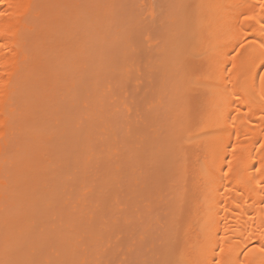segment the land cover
Instances as JSON below:
<instances>
[{"label":"bare ground","instance_id":"obj_1","mask_svg":"<svg viewBox=\"0 0 264 264\" xmlns=\"http://www.w3.org/2000/svg\"><path fill=\"white\" fill-rule=\"evenodd\" d=\"M177 2L162 16L168 36L154 52L163 57L149 66H160V82L146 122L111 93L140 46L132 25L119 24L118 0H0V264H111L125 243L113 236L118 218L131 240L139 233L137 249L149 243L131 261L123 255L131 264H264V9L261 0ZM113 45L121 68L105 53ZM79 88L91 98L86 125L64 120L62 103L78 109ZM105 97L123 98L133 124ZM91 165L101 174L96 189L90 182L96 204L85 211L79 196L66 206ZM104 237L113 246L99 261L93 242Z\"/></svg>","mask_w":264,"mask_h":264},{"label":"rangeland","instance_id":"obj_2","mask_svg":"<svg viewBox=\"0 0 264 264\" xmlns=\"http://www.w3.org/2000/svg\"><path fill=\"white\" fill-rule=\"evenodd\" d=\"M128 1V0H127ZM126 0H122V1H120V0H118V11H119V9L121 10L122 8L124 9H122L121 11H119L120 13H118V11H117V15L116 16H120L121 17V20H122V23H119V24H124L123 25V27L126 25L127 26V28H129L131 25V27H130V29H132L131 31H130V35H133L134 34V36L135 35H140V37H137V39L138 40H136V41H134L133 43H134V45H135V43L137 44V45H140V46H137V48L136 49H134V47H133V49L136 51L137 49H138V53L136 52V54L138 55L137 57L134 55L135 53H132V55L131 54H129V57H130V59H129V57H128V59L126 58V56H125V58L127 59V61L129 60L130 61V64L132 63V65H133V67H132V65H127V66H123V68H122V72H121V70L120 69H118V70H120V73H127V72H129L128 74H127V77H126V79L125 80H123V78H122V82H121V87H123L124 89H122L121 87H119V88H117L116 86L118 85V84H114V83H111V86L114 88H112V90H111V93H113L112 91L113 90H115V93H113V95L114 94H116L115 95V98H116V96L119 98L120 96L121 97H124V99L122 100V99H116V100H113V101H115L114 102V105L116 106V102H117V100L119 101V100H122V102L124 101V104H126V106H130L131 104H132V106L131 107H129L130 108V111L131 112H129L130 114H133L134 115V117L136 118V120L137 119H139L140 118V121L141 120H143V121H146L147 122V113L145 112V113H143V110H144V107H143V105L145 106H147V104H150V101H153V100H149V99H152L153 98V96L154 95H156L155 94V92H156V90L155 89H157V87H158V85H159V82H160V80L158 79V78H160L159 77V69H160V66H158L159 67V69H158V73L156 72V67H154V65H155V61L154 60H156L155 58H158L157 57V55L159 56H161V53L159 54V52H158V54L156 55L155 54V50L154 49H156V48H158V47H160V45L162 44L161 42H164L165 44H166V39H165V36H164V33L165 32H167V28H165V27H168V22H169V18L166 20V18H164V17H162V16H164L165 14V11H170L169 10V6L171 7V5H172V2H173V6L171 7V13H173V11H174V8L176 9V8H178L179 7V5H178V7H174V3L176 2L177 4H178V2H177V0H129L128 2H127ZM159 1V2H158ZM180 1V0H179ZM187 2L189 1L190 2V0H186ZM136 2V3H135ZM148 2V3H147ZM163 2V3H162ZM183 2H185V0H182V3ZM126 3H127V5H126ZM132 3H134V4H132ZM175 3V4H176ZM136 4H137V6H136ZM146 4H148L147 6H146ZM152 4H154V5H152ZM176 4V5H177ZM120 5V6H119ZM157 7H156V6ZM130 6H131V9H130ZM168 6V7H167ZM127 8V9H126ZM132 8H133V11H132ZM154 8V9H153ZM173 8V9H172ZM167 9V10H166ZM156 10V11H155ZM160 10V11H159ZM167 11V12H168ZM122 12H124V14L122 13ZM147 12V13H146ZM153 12V13H152ZM158 12V13H157ZM166 12V13H167ZM137 13V14H136ZM171 13H169L168 14V17H169V15L171 14ZM133 14H134V16H133ZM156 14V15H155ZM133 17H132V16ZM161 15V16H160ZM125 16V17H124ZM141 18H139V17ZM151 16L152 17H154V18H151ZM158 16H160L159 18H158ZM166 16V15H165ZM131 17V18H130ZM138 17V18H137ZM128 18V19H127ZM163 18L165 19L164 21H163ZM136 19V20H135ZM140 19V20H139ZM138 20V21H137ZM119 20H117V22H118ZM128 21V22H127ZM148 21V22H147ZM165 21H166V23H165ZM168 21V22H167ZM119 22H121V21H119ZM125 22V23H124ZM131 22H133V23H131ZM137 22V23H136ZM155 22V23H154ZM159 22V23H158ZM160 22H162V23H160ZM127 23V24H126ZM134 23H135V25H134ZM145 23V24H144ZM131 24V25H130ZM136 24H137V26H136ZM157 24V25H156ZM158 24H161V26L160 25H158ZM167 24V25H166ZM128 25H130L129 27H128ZM141 25V26H140ZM151 25H153L152 27H150ZM164 26V27H163ZM116 27L117 28H119V25H118V23H116ZM133 27H138L137 29H135V28H133ZM155 27V28H154ZM121 28V27H120ZM125 28L126 27H124L123 28V31L125 30ZM140 28V29H139ZM142 29V30H141ZM152 29H155V30H152ZM141 30V31H140ZM150 30V31H149ZM166 30V31H165ZM127 31V30H126ZM129 31H128V33H129ZM157 31V32H156ZM165 31V32H164ZM169 31V30H168ZM140 32V33H139ZM127 33V32H126ZM159 34H161V35H159ZM157 35V36H156ZM165 35H167L166 33H165ZM133 36V37H134ZM168 36V35H167ZM167 36H166V38H167ZM132 37V38H133ZM152 37V38H151ZM158 37H159V40H158ZM155 38H157V40L155 39ZM134 39H136V38H134ZM152 39H155V40H153L152 41ZM161 39V40H160ZM165 39V40H164ZM164 40V41H163ZM133 40H131L130 42H132ZM138 41V42H137ZM139 43V44H138ZM159 43V44H158ZM161 43V44H160ZM115 44V43H114ZM155 44H156V46H155ZM164 44V45H165ZM141 45H143L144 47H142ZM148 45H152V46H149L148 47ZM157 45H158V47H157ZM115 46V49L113 48ZM130 43H129V45H128V47L127 48H129V50H130ZM133 46V45H132ZM132 46H131V48H132ZM155 46V47H154ZM108 47L109 48H111V50L112 51H106V49H104V51H106L105 53H107L108 55H109V53L110 52H113L112 54H114V53H116V55L117 54H119L118 56H120V50L118 49V47L116 48V45H113L112 47L111 46H107V47H104V48H107L108 49ZM142 47V48H141ZM147 47V48H146ZM151 47V48H150ZM161 47H162V45H161ZM150 48V49H149ZM113 49L116 51V49L118 50V51H116V52H114L113 51ZM141 49V50H140ZM144 49V50H143ZM147 49V50H146ZM158 50V49H157ZM157 50H156V52H157ZM161 50V49H160ZM160 50H158V51H160ZM120 51V52H119ZM127 51V50H126ZM146 51V52H145ZM150 51V55H148V52ZM119 52V53H118ZM130 52H132V51H130ZM127 53H129V51L127 52ZM106 54V55H107ZM111 54V53H110ZM127 55V54H126ZM131 55V56H130ZM112 57V55H109V57ZM135 56V57H134ZM113 60L115 61L116 60V58H117V60H116V62L114 63L116 66H118V67H120L121 66V61L122 60H120V58L119 57H115V54L113 55ZM140 57V58H139ZM163 57V56H162ZM161 57V58H162ZM119 58V59H118ZM133 59V61H131L132 59ZM135 58H137V59H135ZM147 58V59H146ZM150 58V59H149ZM161 58H158V59H160L161 60ZM125 59V60H126ZM152 60L153 59V61H150V62H153L154 64L152 65V64H150L149 63V60ZM124 60V59H123ZM124 60V61H125ZM127 61H125V63H127ZM129 61H128V63H129ZM159 60H157V62H158ZM119 62V63H118ZM123 62V61H122ZM138 62V63H137ZM156 62V63H157ZM120 64V65H119ZM150 64V65H149ZM145 65V66H144ZM140 66V67H139ZM149 66H153L154 68H152V67H150V68H152V69H154L155 71H151L150 72V68H149ZM156 66H157V64H156ZM139 67V68H138ZM121 68V67H120ZM133 68V70L131 71V69ZM139 69V70H138ZM115 71V70H114ZM126 71V72H125ZM146 71V72H145ZM118 72V71H117ZM134 72H136L135 74H134ZM155 72V73H154ZM148 73V74H147ZM154 73V74H153ZM115 74V73H114ZM113 73H110L109 75H113V77L112 76H110V77H112V79L116 82V81H118L117 80V76H119V75H117V73H116V75H114ZM122 74V75H123ZM139 74V75H138ZM125 75V74H124ZM123 75V76H124ZM129 75V76H128ZM132 75V76H131ZM136 75L138 76V77H136ZM147 75H148V79H147ZM114 77H115V79H114ZM141 77V78H140ZM145 77H146V79L147 80H149V81H146V79H145ZM109 78V77H108ZM132 78V79H131ZM111 78L110 79H108V81L110 80L111 82L113 81ZM134 79V80H133ZM140 79V80H139ZM110 81H109V83L108 84H110ZM138 82V83H136V82ZM152 81V82H151ZM117 83V82H116ZM123 83V84H122ZM131 83V84H130ZM140 83V84H139ZM150 85H149V84ZM156 83L158 84V85H156ZM139 86H138V85ZM152 85V86H151ZM111 86H110V89H111ZM119 86V85H118ZM150 86V87H149ZM156 86V87H155ZM147 89H146V88ZM104 88V91L106 90V94L108 93V91H107V87H103ZM121 88V93H120V91H117V90H119ZM152 88V90H151V92H150V89ZM81 88H79V95H80V92L84 95H81V97H79L80 99H83V100H79L80 101V103L79 104H77V105H79V106H77L78 107V109H76V110H74L75 108H73L72 109V106H70V104L68 105V103L66 102V104H64V103H62V107L64 106V108H65V106H66V108H65V110H66V113H65V115H64V120H65V118L67 119L66 121L67 122H69L70 121V123H72L73 125L76 123L75 122V120L78 118V121L80 122V123H82L81 121H80V119H85L83 116H86V114L85 113H87V111H89V108H90V105H91V102L89 101L91 98L89 97V99H85L84 97H86L85 96V94H87V92H82L81 90H80ZM125 89H126V91H125ZM135 89H137V91L135 90ZM143 89V90H142ZM146 89V90H145ZM89 90V89H88ZM87 90V91H88ZM122 90H124V91H122ZM139 90V91H138ZM145 90V91H144ZM146 91H148L147 92V94H146ZM120 94H119V93ZM125 92H126V94H125ZM135 92V93H134ZM136 92H137V94H136ZM150 92V93H149ZM118 93V94H117ZM154 93V94H153ZM88 94H89V92H88ZM129 94V95H128ZM135 94V95H134ZM141 94H143V95H141ZM151 94V95H150ZM113 95H109V93L107 94V96L109 97H111V96H113ZM119 95V96H118ZM122 95H124V96H122ZM132 97H131V96ZM134 95V96H133ZM150 95V96H149ZM153 95V96H152ZM128 96H130V97H128ZM140 96V97H139ZM108 97H105L104 98V100L103 101H105V103H106V106H107V108H111V105H112V107H114L113 106V104H110V102L109 101H112V99H114V97H111V98H108ZM128 97V98H127ZM148 97H150V98H148ZM131 100H130V99ZM134 98V99H133ZM139 98V99H138ZM143 98V99H142ZM138 99V100H137ZM142 99V100H141ZM145 99V100H144ZM146 99H148V100H146ZM128 100V101H127ZM155 100V99H154ZM87 101V102H86ZM113 101H112V103H113ZM130 101V102H129ZM138 101V102H137ZM144 101H146V102H144ZM122 102H118V104H119V106L121 105H124V104H120V103H122ZM126 102V103H125ZM142 102H144V103H142ZM148 102V103H147ZM84 103V104H83ZM140 103H142V104H140ZM86 104L88 105L87 107H86ZM129 104V105H128ZM118 106V107H119ZM120 106V110H121V112H122V114H120V112L118 113V115H122L123 117L122 118H129L130 120H129V123H131V120H133V119H135V118H133L132 116L133 115H129V116H127V112H126V110L124 109V108H122ZM145 106V107H146ZM69 107H70V109H69ZM75 107V106H74ZM76 107V108H77ZM83 107H85V108H88V109H85L86 110V112H83V110H82V112H80L81 111V109L83 108ZM134 109H133V108ZM135 107H136V109H135ZM141 107V108H140ZM132 108V109H131ZM147 108V107H146ZM63 109V108H62ZM68 109V110H67ZM116 109V107H114L113 109H110L111 111H114ZM139 109V110H138ZM78 110V111H77ZM84 110V111H85ZM109 110V111H110ZM136 110V111H135ZM140 112V115H139V112ZM132 111H134V112H132ZM145 111H146V109H145ZM74 112V113H73ZM137 113V115L138 116H140L139 118H137V116L134 114V113ZM141 112L143 113V115L141 114ZM69 113V114H68ZM73 113V114H72ZM77 113V114H76ZM82 113V114H81ZM71 114V115H70ZM81 116H80V115ZM79 115V116H78ZM67 116V117H66ZM77 116V117H76ZM125 116V117H124ZM73 117H75V120H73L72 118ZM142 118V119H141ZM149 118V117H148ZM126 119V120H127ZM69 120V121H68ZM135 120V123H137V121H139V120H137L136 121ZM85 121V122H84ZM83 121V125H86L87 124V122H86V119ZM47 122V121H46ZM53 122V121H52ZM74 122V123H73ZM134 122V121H133ZM133 122L131 123V124H133ZM146 122H145V124H146ZM50 123L51 122H49V123H47V124H49L50 125ZM84 123H86V124H84ZM129 123H128V125H129ZM139 123L141 124H143V122H138L137 123V125L139 126ZM46 124V123H45ZM46 124V125H47ZM52 124H54V123H52ZM82 125V126H83ZM144 125V124H143ZM52 126V125H51ZM51 126H48L47 128L48 129H50V127ZM133 126V125H132ZM53 127H54V125H53ZM52 127V129H54ZM140 127H142V125H140ZM83 128V127H82ZM134 128H135V124H134ZM152 128V127H151ZM50 131V130H49ZM146 131H148V127H147V129H146ZM149 132V131H148ZM102 133V132H101ZM96 134H99V135H96ZM96 134H94V135H96V136H94L93 137V141L95 140V142H93V144H100L101 143V138H102V136L103 135H101L100 134V129H99V132L97 131V133ZM100 135H101V138H100ZM100 138V139H99ZM55 141V140H54ZM67 143H69V142H67ZM97 147V146H96ZM98 148H99V145H98ZM54 150H52V153L55 155V152H53ZM49 152V151H48ZM51 153V154H52ZM50 154V155H51ZM57 155V154H56ZM78 155V154H77ZM77 155H75V156H77ZM53 156V155H52ZM52 156L50 157V158H52ZM74 156V155H73ZM56 157V156H55ZM49 158V159H50ZM52 159H54V157L52 158ZM51 159V160H52ZM70 159H73V160H79L78 159V157L77 158H74V157H71ZM98 159V158H97ZM73 160H71L70 162H69V164L71 165V167H72V165H76V163L78 162V164H79V162L80 161H77L76 162V160L74 161V164H73ZM96 160V159H95ZM94 160V162H98V161H95ZM52 162H53V160H52ZM91 162H93V160L91 161ZM93 165H96L95 163H92ZM53 165V164H52ZM78 166V165H77ZM77 166H75L74 167V169H77ZM97 166L99 167L100 165L99 164H97ZM91 167V169L90 168H88L87 170H89L88 172L91 174V176L93 175V173L96 175V172L97 171H95V169L94 168H97L96 166L94 167V168H92V165L90 166ZM92 169H93V171H92ZM97 169H100V168H97ZM96 169V170H97ZM98 171H100V170H98ZM93 172V173H92ZM101 172V171H100ZM90 174H88L87 173V175H89L88 177L90 178L91 176H90ZM95 175H93V177L92 178H86L85 177V182H88L87 184L86 183H84L83 185H84V187L83 188H81V193L74 199V197L73 198H71V201H73V203H71V201L69 200V205H66V206H72V205H74V204H76V200L79 198V196H80V198L79 199H81V198H83L84 197V201L82 200L81 201V204L83 205V206H85L86 208H85V211H87V210H89L90 209V207H87V206H90L91 205V202L94 200V204H96V201H95V199L97 198V197H95V196H97V195H95L96 193L95 192H93V190L95 191V189L97 188V187H95L96 185L98 186L99 185V183L100 182H98L97 180H99L100 181V175H98V172H97V175H96V177H95ZM98 176V177H97ZM100 177V178H99ZM95 178V179H94ZM88 179V180H87ZM93 179V180H92ZM87 180V181H86ZM59 181H62V180H59ZM58 181V182H59ZM90 182H92L91 183V185L93 184V183H97L96 185L95 184H93V186L95 187V189L90 185ZM54 183H55V181H54ZM91 189V190H90ZM89 192V194H86V193H88ZM94 194H93V193ZM68 194H67V196H70V193L71 192H67ZM92 193V195L90 196V194ZM86 194V195H85ZM66 196V197H67ZM71 196H72V193H71ZM86 197V198H85ZM92 197V198H91ZM142 197H145L146 198V200L144 199L143 201H141L143 198H140V203H137V207L138 208H141L142 206H144L143 208L145 209L146 207H147V205H148V203H149V200H148V198H147V196L146 195H144V196H142ZM73 199V200H72ZM87 199V200H86ZM75 200V201H74ZM151 200H153V198L151 199ZM68 201V200H67ZM85 201H86V203H85ZM88 202V203H87ZM92 203V205H94ZM122 203H123V201H122ZM85 204H87V205H85ZM124 204H125V206H126V203L124 202ZM140 204H141V206H140ZM144 204V205H143ZM120 205H121V203H120ZM122 206V205H121ZM124 206V205H123ZM124 206V207H125ZM79 207V206H78ZM77 207V208H78ZM92 207V206H91ZM119 207V206H118ZM135 207V206H134ZM137 207H135V208H137ZM89 208V209H88ZM119 208H121V207H119ZM118 208V209H119ZM119 213V212H118ZM117 213V215L119 216V214ZM91 214V213H90ZM117 215H115V217H118ZM120 217V216H119ZM103 219H104V217H103ZM106 219V218H105ZM120 221V222H119ZM117 222L119 223V227L117 226V233H113V236L114 235H117V239H118V241L120 240V242L121 241H124L125 243V245L124 244H120V245H118V246H121V248H119L120 249V251L121 252H119L118 250L119 249H117L116 250V252H114L115 254L116 253H118V254H116V258L118 257V260L119 259H122L123 261H127L126 263L127 264H131V262H129L128 260H126V258H128L129 260L132 258L131 256H134L135 255V253H136V251H142V249L145 247V244L146 245H148L149 243H146V241H144L145 242V244H144V246L143 245H141L142 246V249L140 248V249H137L138 247H139V243L136 245V247H135V245L134 244H132V243H134V239H136L135 237L137 236L136 235V233H135V231H133L134 232V234H131V235H133L132 237H134V239H132L131 240V236H128V233H130V230H128V228L127 227H129L127 224H125L122 220H119V218L117 219ZM121 222H122V224H123V226H121L122 224H121ZM124 225H127V227L126 226H124ZM125 228H127V229H125ZM116 230H115V232H116ZM121 230V231H120ZM137 234H139V233H137ZM112 236V237H113ZM120 236V237H119ZM120 239H119V238ZM122 237V238H121ZM130 237V238H129ZM105 239L102 241V239H98V241L96 240V242H93L94 243V245H96L97 244V242L99 243V242H101V244L99 243V244H97L95 247L97 248V249H100V247H101V251L102 252H100V250H98V252L96 251L95 252V254H94V257H98L99 258V261H102V260H105V258L104 257H107L106 255H107V253H108V251L110 250L109 249V242H107L108 240H110L109 238L110 237H104ZM116 238H111V241H115L116 242ZM138 238V237H137ZM106 239H107V241H106ZM123 239V240H122ZM138 241V240H137ZM139 241H140V239H139ZM104 242H107V244H106V246L108 247H106L105 248V245H104ZM136 242V241H135ZM111 244H113V242H110ZM127 243V244H126ZM137 243V242H136ZM86 244V243H85ZM85 244H83L81 247H83ZM92 244V243H91ZM117 244V243H116ZM119 244V243H118ZM129 244L131 245H133V250H134V252H133V250H131V248L130 247H128L129 246ZM89 246H90V244H88ZM100 245V246H99ZM126 245H128L127 247H126ZM113 245H110V247H112ZM117 246V245H116ZM115 246V247H116ZM140 246V247H141ZM90 247H93V246H90ZM114 247V249H116ZM125 247V248H124ZM109 249V250H108ZM126 249V250H125ZM131 251H130V250ZM107 250V251H106ZM128 250L130 251V255L128 254ZM105 251H106V253H105ZM125 251V252H124ZM138 252H137V254H138ZM143 252V251H142ZM105 255H104V254ZM144 253V252H143ZM101 254H103L102 256H101V260H100V255ZM108 254H110V253H108ZM119 254H121L120 256V258H119ZM133 254V255H132ZM112 255H113V253H112ZM123 255L126 257V256H128V257H126V258H123ZM136 256V255H135ZM134 256V257H135ZM138 256V255H137ZM133 257V258H134ZM112 259H109L108 257L106 258V260L107 261H109V260H111L110 262H112L113 264H114V261H116V258H115V260H114V258L113 257H111ZM132 260V259H131ZM130 260V261H131ZM123 261H121L120 260V263L117 261L116 262V264H123ZM135 259L132 261L133 263L132 264H134L135 262ZM104 263H105V261H104ZM111 263V264H112ZM101 264H103V262L101 263ZM125 264V263H124Z\"/></svg>","mask_w":264,"mask_h":264},{"label":"snow or ice","instance_id":"obj_3","mask_svg":"<svg viewBox=\"0 0 264 264\" xmlns=\"http://www.w3.org/2000/svg\"><path fill=\"white\" fill-rule=\"evenodd\" d=\"M260 7H261V9H264V0H261ZM0 15H2V13H0ZM252 19H254V17L251 15L244 17V20H252ZM0 47H3V45H0ZM260 250L264 251V248H262Z\"/></svg>","mask_w":264,"mask_h":264}]
</instances>
